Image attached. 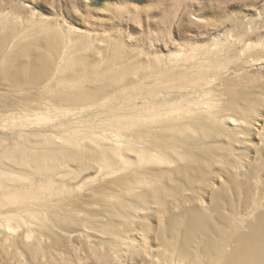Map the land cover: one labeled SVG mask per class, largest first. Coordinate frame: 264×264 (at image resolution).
Segmentation results:
<instances>
[{"label":"rangeland","instance_id":"374dc122","mask_svg":"<svg viewBox=\"0 0 264 264\" xmlns=\"http://www.w3.org/2000/svg\"><path fill=\"white\" fill-rule=\"evenodd\" d=\"M0 19L21 23L26 31L32 22L59 28L66 69L73 59H88L90 64L102 63L105 78L126 58L142 62L146 75L140 85L143 95L134 86L129 93L105 98L112 99L110 106L64 105L63 113L45 91L30 90L32 107L49 119L41 126H28L25 114L9 106L22 102L21 92L0 84V104L7 105L0 109L1 150L19 142L21 132L32 138L52 135L60 145L75 135L82 143L85 137L93 140L87 133L91 127L106 122L119 108L134 109L133 104L140 111L162 108V121L167 117L178 126L202 129L186 143L160 142L166 155L173 148L189 166L176 164L173 175L169 171L161 176L159 186L145 191L148 199L129 196L125 205L131 218L114 221L115 227L105 226L110 220L102 205L87 206L101 214L96 221L51 217L47 230L30 223L16 229L14 220L0 216V264H229L242 251L252 253L255 264H264V0H0ZM153 65L160 70L153 72ZM197 76L214 80L207 86L214 95L210 100L203 102L204 92L195 88L171 94L172 86ZM154 89L159 96L150 97ZM29 118L36 119L35 113ZM104 126L102 133L112 139L104 143L117 140L120 146L116 129ZM134 141V146L146 143ZM71 167L72 172L83 171ZM120 173L93 169L85 179L73 181L80 191L65 197V206L81 202L78 208L84 210L83 201L105 195ZM145 175L140 178L151 184V175ZM5 208L0 206V214L12 211ZM8 224L15 229L10 231Z\"/></svg>","mask_w":264,"mask_h":264},{"label":"bare ground","instance_id":"6f19581e","mask_svg":"<svg viewBox=\"0 0 264 264\" xmlns=\"http://www.w3.org/2000/svg\"><path fill=\"white\" fill-rule=\"evenodd\" d=\"M27 28L28 31H26L25 25L21 23L11 25L10 23H3V21L0 22V84L8 88L10 92L15 89L21 92L19 98L22 99V102L11 103L9 106H16L14 111H18L22 115L25 114L24 121L28 126L31 122L41 126L49 120H46L42 109L32 107L34 105L30 103V93H27L30 90L45 91L46 97L57 102V106L62 108V113L64 105L84 106L85 109L93 106H110L112 99L105 101V98L118 91L129 93L130 87L134 86L137 88L136 92L143 95L142 86L140 85L143 84L146 75L143 72L144 64L142 62L128 61L125 58L126 63L121 65L119 69L107 74L105 78L102 63L90 64L88 59H73L66 69V64L61 55L62 31L44 22H32ZM153 66V72L160 70L159 66ZM65 69L66 71H64ZM214 78L217 80L216 77ZM180 80L182 81V79ZM213 81L210 76L206 78L197 76L193 80L172 86L173 91L170 92L171 94L172 92L179 93L184 89L186 91V89L195 88L204 92V102L210 100L209 96H214L207 90L212 89L207 86L214 85ZM157 96L159 95L155 89L151 90L150 97ZM126 100L124 99L126 103L131 101L130 99ZM211 103L213 104L212 100ZM212 104L207 103L209 106H212ZM2 106L7 105L0 104V109H2ZM131 106H135L134 109L119 108L114 112L113 117L106 119V122L95 128L91 127L87 133L92 135L93 140L86 141L87 138L85 137L86 140L84 139L82 143L79 136L75 135L76 137L72 136L73 140L71 138L67 139L64 144L60 145L57 144V140L51 137L52 135L39 134L32 138L30 135L21 132L18 137L19 142L7 149H0V206L1 208L12 207L9 214H0V216H3L9 222L14 220L18 224L16 229L25 228L30 223L47 230L51 217L70 219H77L78 217L85 219L88 217L87 219L95 218L96 221L101 214L91 211L87 206L102 205L105 212L109 213L110 221L106 222V227L117 226L112 224L114 221L129 220L131 214L126 210L125 205V202L129 200V196H135L134 193H136L139 195L137 197L146 200L148 198L145 191L159 186L158 179L169 173V171L173 175L176 164L181 169L189 166L187 159L182 155L176 156L177 151L173 148L170 153L167 152L169 155H166L162 151L163 147L160 142L169 143L178 139L186 143V140H191V134L195 133V130H202L201 127L178 126L176 125L177 120L167 117L162 121L164 115V109L162 108L154 107L153 110H149V107L148 110L140 111L141 109H136V104ZM30 112L35 113L36 119L33 121H30ZM74 112L76 110L70 112V115ZM212 119L214 122L218 121L216 117ZM105 124L116 129V136L122 139L119 142L120 146L116 144L117 140L110 144L104 143V139H111L102 133L103 128L106 127ZM77 133L79 134V132ZM96 137L98 138L95 139ZM205 137L204 135L202 140H205ZM89 139H91L90 136ZM134 140H143L146 143L145 145L134 146V144H137L133 143ZM129 155L134 156L133 161L128 159ZM162 164L165 168L162 167ZM75 165L83 171L72 172L71 166ZM95 168L109 174L113 172L122 173L123 171L136 172V174L134 177L128 178L120 175V173L116 179L112 178L114 181H111V190H106L108 196L104 192L106 196L102 195L103 193H98L99 195L88 197L83 201L84 206L81 205L84 210L78 208L81 202L75 204V206L72 205L71 208L66 207L64 198L74 197L79 187H76L73 183L85 179V175L90 174ZM145 174L151 175L148 176V179H151L150 182L153 180L151 184L149 180L145 182L143 178H140ZM62 176H70L72 184H70V181H66V178L65 181L62 180ZM119 188L125 193H118L121 191H119ZM3 199L5 200L4 203L2 202ZM18 206L19 208L16 209ZM5 209H3V212ZM11 226L13 225L8 224L10 231L15 229ZM255 262L256 259L252 256V253L242 251L236 253L229 264H255Z\"/></svg>","mask_w":264,"mask_h":264}]
</instances>
